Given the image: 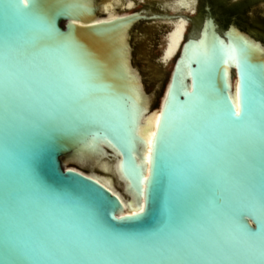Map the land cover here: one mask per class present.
Segmentation results:
<instances>
[{
	"label": "water",
	"instance_id": "obj_1",
	"mask_svg": "<svg viewBox=\"0 0 264 264\" xmlns=\"http://www.w3.org/2000/svg\"><path fill=\"white\" fill-rule=\"evenodd\" d=\"M142 18H99L92 0H0V264H260L264 45L209 26L186 36L170 77L158 46L155 93L131 43ZM127 48L147 110L159 109L146 176ZM238 85L251 120L228 117ZM100 141L95 170L75 159ZM107 144L143 210L125 212L101 181Z\"/></svg>",
	"mask_w": 264,
	"mask_h": 264
},
{
	"label": "flooded vegetation",
	"instance_id": "obj_2",
	"mask_svg": "<svg viewBox=\"0 0 264 264\" xmlns=\"http://www.w3.org/2000/svg\"><path fill=\"white\" fill-rule=\"evenodd\" d=\"M92 1L99 18H104L102 5L105 0ZM128 2H132L134 7L127 15L140 13L147 17L136 20L130 27L134 53L143 69L154 68L156 65L155 52L146 50L154 44L155 48L160 46L163 34L170 29L172 18L179 15L188 21L186 36L199 34L210 26L226 41L227 34L232 35L238 31L247 40L253 43L257 40L264 45V0H197L193 13L172 12L173 0H122V5H125H118V11H125Z\"/></svg>",
	"mask_w": 264,
	"mask_h": 264
},
{
	"label": "bare ground",
	"instance_id": "obj_3",
	"mask_svg": "<svg viewBox=\"0 0 264 264\" xmlns=\"http://www.w3.org/2000/svg\"><path fill=\"white\" fill-rule=\"evenodd\" d=\"M196 2L197 0H173V3L171 4V10L174 13L189 12L193 13L196 8ZM122 5V0H105V2L102 5V11L105 12L104 18L105 19H111L117 16H124L127 15L130 11H132L134 4L132 2H128L126 6L124 7L125 11L119 12L117 6ZM125 5V4H123ZM122 5V6H123ZM127 7V9H126ZM123 9V10H124ZM264 11V6H263ZM170 22V29L163 37L162 43L159 48V53L162 55V58L167 61V69L169 72V77L171 72L173 71L175 65L177 64L178 58H180V67L184 63L186 56L180 55L184 46L186 34L188 31V21L184 19L181 15L177 16L176 18H172ZM128 25L123 27L122 31H125ZM196 41H194L195 43ZM193 44L190 45V50L193 47ZM128 50V71L131 78V84L132 89L135 95L136 103L139 104V120L136 127L137 133L141 136L142 140L137 144L138 147V153L136 154L137 160L143 164L144 168V174L145 176L148 174V166H149V151H150V145L148 143L149 138L153 141L156 125L158 123L159 119V109L153 112H150L147 110V97L144 96L141 88V84L139 79L136 75L133 74L131 69V50L130 48H127ZM180 56V57H179ZM136 62H139L137 59H135ZM169 81H167L165 90L163 92V95L160 99V103L165 96L168 87H169ZM150 102V101H149ZM143 104V106H142ZM142 108V109H141ZM105 143L100 141L98 144V147L95 149L89 148L88 150L81 152L77 155L78 161L83 162V160L88 161L87 158L94 159L96 158V162L93 164V170L96 169V165L100 164L103 160V157H100V154L98 150L100 148H103ZM108 146L112 147L110 144H107ZM152 145V144H151ZM113 148V147H112ZM113 159L112 161H108V163L103 164L102 167L105 169L106 174L100 175V179L102 182H104L106 185H108L113 191L118 192L120 198L122 199L125 207V212L133 213L140 211L143 209V195L140 196L137 195V193L133 190V188L130 187L128 179L123 175L120 167V154L117 150L113 148ZM88 158V159H89Z\"/></svg>",
	"mask_w": 264,
	"mask_h": 264
},
{
	"label": "snow or ice",
	"instance_id": "obj_4",
	"mask_svg": "<svg viewBox=\"0 0 264 264\" xmlns=\"http://www.w3.org/2000/svg\"><path fill=\"white\" fill-rule=\"evenodd\" d=\"M21 2L24 3L25 5L27 4V0H21ZM6 7L18 8L19 5L8 4V5H6ZM66 7L71 8V7H73V5H67ZM73 23H74V21H73ZM45 31H46L47 35L49 36V38H56L57 34L54 32V29L50 24H46ZM61 39L63 42H69L68 38H66V37H62ZM229 99H231V98H229ZM252 116H253V112L248 105L246 92L244 90V85H238L237 91H236L235 102L233 105H230L229 109H228V117L230 119H234V120H242V119L251 120ZM6 118L11 119V116L10 115L6 116ZM37 123H38V121H37ZM261 132L264 133V127H262ZM148 143L151 146V144H152L151 138H149ZM149 155H151V147H150ZM262 200H264V196H262ZM141 210H143V209H141ZM262 232H264V228H262ZM7 243L8 242L6 241V245H7ZM78 254L79 253H74V255H78ZM199 254L203 255L204 254L203 250H201V252ZM174 255L178 256L181 260H184L187 253L182 252L180 249H177V250H175ZM260 256H261L260 264H264V246L261 247ZM38 264H41V262H38ZM58 264H66V262L63 260H60L58 262ZM70 264H88V261H86V260H78V261L74 260V261H71ZM186 264H197V262L193 261V260H187Z\"/></svg>",
	"mask_w": 264,
	"mask_h": 264
},
{
	"label": "rangeland",
	"instance_id": "obj_5",
	"mask_svg": "<svg viewBox=\"0 0 264 264\" xmlns=\"http://www.w3.org/2000/svg\"><path fill=\"white\" fill-rule=\"evenodd\" d=\"M158 51L156 48H155V44L153 46H151L148 50V52H155ZM142 54V53H141ZM144 66V65H143ZM159 66V65H158ZM145 72H146V77H148V89L150 91H154L155 93H158L159 92V87L160 85L162 84V82L164 81L163 77H162V69L161 67L159 66V70H155L153 68H145Z\"/></svg>",
	"mask_w": 264,
	"mask_h": 264
}]
</instances>
